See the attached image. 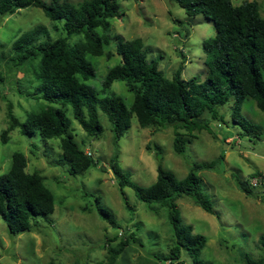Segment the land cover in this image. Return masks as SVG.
Listing matches in <instances>:
<instances>
[{"label": "rangeland", "instance_id": "rangeland-1", "mask_svg": "<svg viewBox=\"0 0 264 264\" xmlns=\"http://www.w3.org/2000/svg\"><path fill=\"white\" fill-rule=\"evenodd\" d=\"M50 3L52 0H42ZM78 4L83 0H67ZM245 0H233L239 5ZM264 16V0H256ZM121 17L111 19L107 31L109 43L103 55H86L95 68V76L84 81L99 97L112 94L123 98L126 105L133 100L124 81L103 86L109 67L119 62L115 53L118 38L140 37L147 58L157 62L167 78L181 68V78L204 80L208 73L203 40L214 36L213 23L202 14L188 16L173 0H119ZM37 24L48 28L51 38L63 37V20L48 18L39 7L28 6L13 14L0 15V131L9 124L7 110L24 121L27 115L48 106H59L39 97L32 82L33 66L14 67L10 61L11 43L22 32ZM74 35L73 42L80 38ZM107 52L110 53L107 56ZM35 62V61H34ZM20 90V92H19ZM230 101L219 107L225 122L211 120V132L194 130L177 132L188 138L184 154L173 150L174 128L140 127L133 116L129 129L117 143L113 141L111 123L98 109L103 131L99 138L89 136L65 108L71 120L70 130L81 148L90 152L97 165L79 174H70L68 164H60L59 139H44L39 134H23L18 127L8 133V141L0 142V174L11 165V155L22 152L27 158L25 170L39 172L54 195V211L39 216L38 225L30 231L12 234L0 217V264H109L108 249L132 234L129 244L116 258V264H193L182 251L179 260L165 259L172 247L173 231L167 208L147 204L135 196L131 186L119 188L109 162L117 154L118 166L130 181L141 186L152 184L157 175L156 146L161 148L162 165L183 178L193 162H208L223 153L213 169H199L201 192L211 201L215 214L204 211L186 195L176 201L184 224L194 233L206 236L200 258L211 264H264V112L253 99H246L242 113L259 125L261 134H246L232 123ZM149 145V149L147 148ZM238 170L244 178L258 171L262 182L253 188L255 196H247L235 184L231 172ZM99 205L110 218L101 216ZM50 221V222H49Z\"/></svg>", "mask_w": 264, "mask_h": 264}, {"label": "trees", "instance_id": "trees-1", "mask_svg": "<svg viewBox=\"0 0 264 264\" xmlns=\"http://www.w3.org/2000/svg\"><path fill=\"white\" fill-rule=\"evenodd\" d=\"M173 1L188 16L202 14L213 23L214 36L202 42L209 73L202 81L196 77L185 80L181 78V68H178L171 78H167L157 62L147 58V50L140 37L118 38L114 48L120 57L119 62L107 69L102 81L104 87H110L114 81H124L127 90L133 93L132 102L126 105L116 94L99 97L84 82L95 76V68L86 55L105 53L111 19L122 14L119 0H83L78 4L67 0H52L50 3L42 0H0V15L13 14L28 6L39 7L48 18L63 20L61 28L65 34L51 38L48 28L37 24L20 33L11 43L9 59L12 65H32L31 81L35 83L36 94L61 107L48 106L29 113L24 121H20L9 107V124L0 131V142L6 143L9 131L16 127L23 134L57 138L61 150L57 162L68 164L70 174H79L97 162L74 139L70 130L71 120L65 110L67 106L82 129L94 138H99L103 131L98 109L105 113L111 123L115 143L129 129L133 116L140 127L159 129L172 126L173 150L179 155L184 154L190 140L177 130L192 133L205 129L211 132V120L227 123L218 109L229 101L232 123L246 134H261L262 128L242 113V105L249 98L264 112V16L259 13L257 1L245 0L239 5H234L233 0ZM74 35L81 37L68 41ZM3 82L4 75L0 71V85ZM155 159L157 175L149 186L130 181L118 166L116 153L109 166L120 189L131 186L140 201L167 208L173 245L165 259L179 260L185 251L193 264H211L200 258L206 236L194 233L191 225L183 223L176 201L186 195L204 211L216 213L210 199L200 190L202 178L196 171L213 169L217 160L224 159L223 153L208 162H193L181 179L163 167L159 146H156ZM26 165V156L15 151L11 155L9 169L0 174V217L12 234L32 230L38 225L39 216L47 217L54 211V195L46 187L43 175L37 171L27 172ZM231 175L243 193L255 196V186L249 183V179L260 175L258 171H253L248 178L242 177L238 170ZM98 203L97 210L101 216L113 223L108 210ZM131 236L120 239L115 247L108 249L109 264H116V258L129 244ZM46 264L56 263L50 261Z\"/></svg>", "mask_w": 264, "mask_h": 264}, {"label": "built area", "instance_id": "built-area-1", "mask_svg": "<svg viewBox=\"0 0 264 264\" xmlns=\"http://www.w3.org/2000/svg\"><path fill=\"white\" fill-rule=\"evenodd\" d=\"M88 154H90V152L86 151ZM262 177L260 175L258 176H254V177H251L249 179V183L252 185V186H257L258 184H260L262 182Z\"/></svg>", "mask_w": 264, "mask_h": 264}]
</instances>
